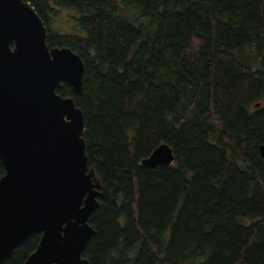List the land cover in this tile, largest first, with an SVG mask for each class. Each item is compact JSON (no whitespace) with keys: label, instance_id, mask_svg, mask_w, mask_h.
Instances as JSON below:
<instances>
[{"label":"trees","instance_id":"trees-1","mask_svg":"<svg viewBox=\"0 0 264 264\" xmlns=\"http://www.w3.org/2000/svg\"><path fill=\"white\" fill-rule=\"evenodd\" d=\"M27 1L48 47L85 66L79 93L56 89L82 110L101 183L82 256L264 264V0ZM162 142L173 163L142 165ZM39 239L3 264H22Z\"/></svg>","mask_w":264,"mask_h":264},{"label":"water","instance_id":"water-1","mask_svg":"<svg viewBox=\"0 0 264 264\" xmlns=\"http://www.w3.org/2000/svg\"><path fill=\"white\" fill-rule=\"evenodd\" d=\"M43 20L27 0H0V264L40 233L22 264H90L82 251L95 230L88 222L101 183L88 167L82 110L85 66L70 47H48ZM260 103H256L258 107ZM264 158V143L258 146ZM165 142L141 164L169 166Z\"/></svg>","mask_w":264,"mask_h":264},{"label":"rangeland","instance_id":"rangeland-1","mask_svg":"<svg viewBox=\"0 0 264 264\" xmlns=\"http://www.w3.org/2000/svg\"><path fill=\"white\" fill-rule=\"evenodd\" d=\"M64 15H65V12L63 13V15H62V18L64 17ZM58 25H59V27H61V28H64L65 27V25L64 24H62V23H57Z\"/></svg>","mask_w":264,"mask_h":264}]
</instances>
